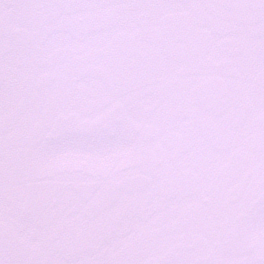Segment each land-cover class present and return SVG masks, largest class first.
Segmentation results:
<instances>
[{
    "label": "water",
    "instance_id": "water-1",
    "mask_svg": "<svg viewBox=\"0 0 264 264\" xmlns=\"http://www.w3.org/2000/svg\"><path fill=\"white\" fill-rule=\"evenodd\" d=\"M0 264H264V0H0Z\"/></svg>",
    "mask_w": 264,
    "mask_h": 264
}]
</instances>
